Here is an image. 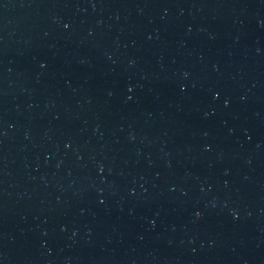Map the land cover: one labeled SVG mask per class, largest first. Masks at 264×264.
<instances>
[{
  "label": "water",
  "instance_id": "95a60500",
  "mask_svg": "<svg viewBox=\"0 0 264 264\" xmlns=\"http://www.w3.org/2000/svg\"><path fill=\"white\" fill-rule=\"evenodd\" d=\"M0 264H264V0H0Z\"/></svg>",
  "mask_w": 264,
  "mask_h": 264
}]
</instances>
